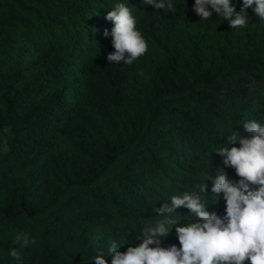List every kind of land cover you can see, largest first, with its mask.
I'll return each mask as SVG.
<instances>
[{
	"label": "trees",
	"instance_id": "16d2710c",
	"mask_svg": "<svg viewBox=\"0 0 264 264\" xmlns=\"http://www.w3.org/2000/svg\"><path fill=\"white\" fill-rule=\"evenodd\" d=\"M171 2L175 13L144 0H0V264H95L97 251L111 264V243L138 245L162 218L154 208L184 191L226 215L209 176L240 178L213 151L239 147L227 135L249 137L246 121L264 126V21L233 29L214 11L202 20L195 0ZM118 3L148 43L132 65L107 59ZM20 232L36 243L15 260ZM159 239L180 246L174 229Z\"/></svg>",
	"mask_w": 264,
	"mask_h": 264
},
{
	"label": "clouds",
	"instance_id": "9594fccd",
	"mask_svg": "<svg viewBox=\"0 0 264 264\" xmlns=\"http://www.w3.org/2000/svg\"><path fill=\"white\" fill-rule=\"evenodd\" d=\"M144 2L153 5L157 11L164 9L175 13L171 0ZM253 5L255 14L264 21V0H243L240 11L233 6L232 0H195L194 11L202 20H209L214 11L227 19L234 29L249 24L245 10ZM106 19L114 24L111 36L115 52L107 56L110 62L123 61L124 65H132L147 54L148 43L127 4H116ZM105 35H108L107 31ZM243 127L251 134L249 137L233 131L227 135L228 142L233 145L238 142L239 147L222 146L213 151L222 156L225 167L235 169L240 178L238 181L230 179L223 169L215 178L209 176L213 179L212 193L223 194L226 215L205 210V203L196 191L173 195L171 206L164 204L154 208L162 218L156 220L154 226L142 228L138 245L129 246L122 252L116 242L111 243L108 249L111 264H264V126L250 120L243 123ZM194 188L199 192L207 191L204 182ZM181 207L190 210L199 220L187 219L185 223H179L174 214ZM173 229L180 246H161L159 238ZM13 242L19 248H13L9 255L21 260L20 249L35 244L36 240L29 233L20 232ZM92 259L95 264H108L103 251H97Z\"/></svg>",
	"mask_w": 264,
	"mask_h": 264
},
{
	"label": "rangeland",
	"instance_id": "374dc122",
	"mask_svg": "<svg viewBox=\"0 0 264 264\" xmlns=\"http://www.w3.org/2000/svg\"><path fill=\"white\" fill-rule=\"evenodd\" d=\"M254 7L252 10H247V12H246V15H247V18L249 21H254L257 17H259L255 14ZM148 75H149L148 72H145V73H143L141 78H139L135 81V84L137 85L138 88H142L144 86Z\"/></svg>",
	"mask_w": 264,
	"mask_h": 264
}]
</instances>
